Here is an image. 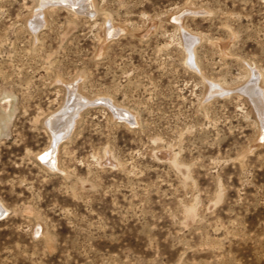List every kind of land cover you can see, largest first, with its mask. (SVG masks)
Instances as JSON below:
<instances>
[{"label": "rangeland", "instance_id": "374dc122", "mask_svg": "<svg viewBox=\"0 0 264 264\" xmlns=\"http://www.w3.org/2000/svg\"><path fill=\"white\" fill-rule=\"evenodd\" d=\"M93 2L0 0V264H264V0Z\"/></svg>", "mask_w": 264, "mask_h": 264}, {"label": "bare ground", "instance_id": "6f19581e", "mask_svg": "<svg viewBox=\"0 0 264 264\" xmlns=\"http://www.w3.org/2000/svg\"><path fill=\"white\" fill-rule=\"evenodd\" d=\"M65 4L68 6H72L74 8H77L78 10L82 12H90L92 11V7L94 6L93 0H41V6L38 9V14L33 19L35 22V25L37 27H40L45 22V19L41 18L38 19L39 16L44 17V9L47 6V4ZM115 31V30H114ZM249 93L251 94V97L256 104V106L264 112V97L262 94V91L260 89V86L258 87V79L255 77L253 80L251 87L248 88ZM260 89V90H259ZM246 91V89H245ZM72 104L68 105V107L64 108L60 114L54 115L49 121L48 124L53 132L54 136V143L53 146L55 148L58 147L59 141L61 138V134H68L69 131L73 128L75 124V116H77L80 112L81 106H83L85 103H89V100L82 95L78 94L77 98L75 99ZM56 112V111H55ZM54 124V125H53ZM60 125V126H59ZM58 127H60L58 129ZM62 128L61 131H59ZM55 148L50 149L49 152L44 154L41 158L43 161L48 163L51 166L57 167V162L55 158ZM45 151V150H44ZM39 155V154H38ZM40 154L39 156H41ZM40 158V159H41ZM6 210V208H5ZM4 214V211L2 209V206H0V216Z\"/></svg>", "mask_w": 264, "mask_h": 264}, {"label": "water", "instance_id": "95a60500", "mask_svg": "<svg viewBox=\"0 0 264 264\" xmlns=\"http://www.w3.org/2000/svg\"><path fill=\"white\" fill-rule=\"evenodd\" d=\"M89 105H91V104L90 103H85L83 106L86 107V106H89Z\"/></svg>", "mask_w": 264, "mask_h": 264}]
</instances>
